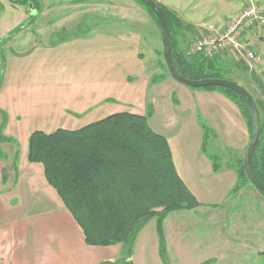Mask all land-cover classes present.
<instances>
[{
    "label": "crops",
    "instance_id": "1",
    "mask_svg": "<svg viewBox=\"0 0 264 264\" xmlns=\"http://www.w3.org/2000/svg\"><path fill=\"white\" fill-rule=\"evenodd\" d=\"M36 1L39 15L47 16H69L53 11L76 10L87 2ZM156 1L205 33L222 30L229 18L249 5L264 12V0ZM21 9L12 0H0V16L5 11L16 15ZM190 39L187 34L182 49ZM247 41L260 55L264 34L250 33ZM238 55L223 52L207 68L245 90L249 84L254 96L260 95L258 86L251 84L259 81L262 69L248 68ZM4 64L0 110L7 116L3 134L12 141L0 142V264H124L121 244L84 243L80 227L46 182L43 166L27 161L33 131L77 130L116 112L148 115L150 128L168 143L178 177L200 204L163 220V253L155 219L150 220L139 231L128 260L133 264H249L253 252L263 251L257 217L249 213L241 218L225 208L238 180L235 165L250 140L246 120L226 92L174 81L157 59L148 67L132 39L104 30H83L82 35L55 44L36 45L26 54L12 53ZM116 88L129 95H115ZM133 89H143L138 100L130 96ZM37 119L42 120L41 127H36ZM206 130L213 133L207 141ZM210 139L233 154V164L214 163L205 151ZM216 165L219 169L214 172Z\"/></svg>",
    "mask_w": 264,
    "mask_h": 264
},
{
    "label": "trees",
    "instance_id": "2",
    "mask_svg": "<svg viewBox=\"0 0 264 264\" xmlns=\"http://www.w3.org/2000/svg\"><path fill=\"white\" fill-rule=\"evenodd\" d=\"M135 1L147 11L159 29L154 13L139 0ZM153 1L161 8L166 20L175 70L189 80L225 79L222 73L208 70L207 66L214 58L184 54L187 44L183 49L181 45L185 36L199 37L205 32L183 23L168 8ZM12 3L26 9L31 5L32 14L1 40L31 24L37 14L33 0H12ZM78 30L83 33L80 28ZM1 82L2 74L0 85ZM205 88L226 92L241 111L251 133L248 107L239 94L224 87ZM253 100L258 112L259 136L251 156V168L264 185V107ZM0 119V142H11L12 139L3 133L1 136L7 123L2 110ZM205 134L207 141V130ZM242 159L235 165L238 180L230 191L232 196L251 185ZM16 160L17 154L14 163ZM27 161L43 166L46 182L80 227L84 243L100 247L121 244L125 252L124 264H133L128 258L135 239L150 220L155 219L160 252L163 253V220L172 212L200 206L178 177L165 137L150 128L148 115L116 112L77 130L57 129L51 133L35 130L28 138ZM218 169L216 165L214 172ZM259 255L264 258V250Z\"/></svg>",
    "mask_w": 264,
    "mask_h": 264
},
{
    "label": "rangeland",
    "instance_id": "3",
    "mask_svg": "<svg viewBox=\"0 0 264 264\" xmlns=\"http://www.w3.org/2000/svg\"><path fill=\"white\" fill-rule=\"evenodd\" d=\"M33 1L38 10H36L37 14L35 19L31 24L15 33L12 37L4 40L1 39L5 38L10 31L17 26L22 25L28 19L30 14H32V10L30 7L29 9H26L25 6H22L23 9H21L16 15L12 12L5 11L3 16H0V78L4 70L5 58L8 55H11L12 53L19 55L26 54L36 45H51L60 39L80 36L82 35V32H79V28L81 30H86V32L91 30H104L132 39L138 45L142 56L145 57V63H147V66L151 67L153 60L157 59L160 62L163 72L169 76L164 69L165 65L162 59L160 31L147 11L135 0H87V2L83 3L81 8L76 10L66 12L53 11V14L66 13L67 15L70 14L69 16L39 15V2L36 0ZM44 12L46 11H43V13ZM230 19L231 18L228 19L226 24ZM217 31H210L203 35L215 34ZM195 37L196 36H191V39L187 44H189ZM249 48L256 53V56H258L257 62H247L242 55L238 58L245 63L247 62V66L250 69H254V67L257 66L262 69L259 81L257 82L254 80L251 84L254 87L258 86L260 95L254 96L253 90L249 84H245L244 87L251 93V95H253L255 101H258L264 107V48L260 50V55H258V51L254 50L250 45ZM142 90L143 89L138 91V89H133L130 92V96L138 100L139 92L142 96ZM118 93L129 95V91L116 88L115 95ZM2 102V99H0V103ZM260 104L259 115L260 120L262 121V108ZM116 109L120 108L116 107ZM40 118H43V116ZM13 120H16L15 116L13 117ZM27 120L29 121L28 118ZM41 123L42 120L38 121L37 119L36 127H41ZM210 131L208 130L207 133L209 134V137L212 138L211 136L213 133ZM2 133L3 132H1V136ZM208 141L209 142L205 145V151L211 155L212 160L215 163L223 166L225 164L224 160H226L227 164H233L232 153H229L228 150L223 148L218 141H211V139ZM229 201L230 202H228L225 207L227 208L228 214H235L246 219L249 213H253L252 215L257 217L259 249L260 251L264 250V196L253 187L252 184H249L247 187H243L236 195H231ZM199 227H202V225ZM254 253L255 252H253L252 261L249 262V264H264V258L259 255L260 252H257L256 254Z\"/></svg>",
    "mask_w": 264,
    "mask_h": 264
},
{
    "label": "built area",
    "instance_id": "4",
    "mask_svg": "<svg viewBox=\"0 0 264 264\" xmlns=\"http://www.w3.org/2000/svg\"><path fill=\"white\" fill-rule=\"evenodd\" d=\"M264 34V12L249 5L231 17L225 28L215 34L195 37L184 48L187 57L202 55L212 59L223 52L242 55L246 61L257 62L258 56L249 48L247 36L250 33Z\"/></svg>",
    "mask_w": 264,
    "mask_h": 264
},
{
    "label": "water",
    "instance_id": "5",
    "mask_svg": "<svg viewBox=\"0 0 264 264\" xmlns=\"http://www.w3.org/2000/svg\"><path fill=\"white\" fill-rule=\"evenodd\" d=\"M146 7H148L155 15L161 36L162 43V59L166 70L169 76L176 82L194 88H205V87H224L233 90L237 94H239L246 102L250 120H251V133L250 140L245 149L243 155V168L249 179L250 183L261 193L264 194V185L258 181L255 177L252 168H251V156L254 151V148L257 144L258 136H259V122H258V112L256 108V104L249 94L247 90H245L242 86L236 84L227 79L221 78H205L201 80H189L183 76H181L174 68L172 62L171 48L168 37V30L166 25V20L161 8L153 1V0H139ZM29 7L32 10L31 5ZM34 15V13H33Z\"/></svg>",
    "mask_w": 264,
    "mask_h": 264
}]
</instances>
